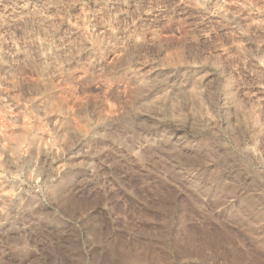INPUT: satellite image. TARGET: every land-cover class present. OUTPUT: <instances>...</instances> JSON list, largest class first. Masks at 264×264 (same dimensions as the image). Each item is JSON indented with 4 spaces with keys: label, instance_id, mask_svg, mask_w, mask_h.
<instances>
[{
    "label": "rangeland",
    "instance_id": "obj_1",
    "mask_svg": "<svg viewBox=\"0 0 264 264\" xmlns=\"http://www.w3.org/2000/svg\"><path fill=\"white\" fill-rule=\"evenodd\" d=\"M262 209L264 0H0V264H264Z\"/></svg>",
    "mask_w": 264,
    "mask_h": 264
},
{
    "label": "bare ground",
    "instance_id": "obj_2",
    "mask_svg": "<svg viewBox=\"0 0 264 264\" xmlns=\"http://www.w3.org/2000/svg\"><path fill=\"white\" fill-rule=\"evenodd\" d=\"M11 1V0H10ZM34 2V1H33ZM32 3V2H31ZM39 4V3H38ZM28 5V4H27ZM33 6V5H32ZM39 6H41V5H39ZM45 7V6H44ZM24 8V7H23ZM33 8V7H32ZM24 10V9H23ZM33 10V9H32ZM31 11V10H30ZM30 11H29V13H30ZM38 11H39V9H38ZM38 11H31V13H30V15H31V17L30 18H32V19H40V17H42L41 15H40V12H38ZM23 14V13H22ZM29 15V16H30ZM16 17V16H15ZM45 17V16H44ZM20 18V17H19ZM43 18V17H42ZM13 20V22H12V25L11 26H13V27H15V28H17L19 25H20V23L22 22V20L23 19H21V20H18V21H14V19H12ZM41 20V19H40ZM26 21V20H25ZM24 22V21H23ZM25 23V22H24ZM46 24V23H45ZM19 29H20V26H19ZM17 52V51H16ZM14 53H15V51H14ZM236 146V145H235ZM240 151V150H239ZM45 156L46 157H48L47 156V153L45 154ZM249 206L250 205H252V202H249V203H247ZM262 212L261 213H259V215H257V219L259 220V219H262V218H264V209H262L261 210ZM216 237H217V244L218 245H220L221 246V243H226V239H225V237L222 235V234H218V235H216ZM216 240V239H215ZM235 253V250L234 249H232L231 251H227L225 254H226V256H229V255H233ZM238 254V253H237ZM225 260V259H224ZM133 262V264H135V261L133 260L132 261Z\"/></svg>",
    "mask_w": 264,
    "mask_h": 264
}]
</instances>
